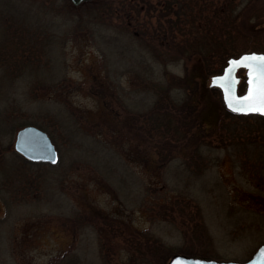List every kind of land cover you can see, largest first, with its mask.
<instances>
[{"label": "rangeland", "instance_id": "1", "mask_svg": "<svg viewBox=\"0 0 264 264\" xmlns=\"http://www.w3.org/2000/svg\"><path fill=\"white\" fill-rule=\"evenodd\" d=\"M37 7L31 0H0V264H52L71 248L79 264H102L100 234L113 245L108 264H123L130 227L159 238L171 250L168 260L187 249L192 254L186 255L217 261L248 259L264 243V177H258L264 176V115L253 112L241 121L263 138L227 144L219 125L229 120H222L221 90L209 84L210 75L202 88L195 78L160 99L183 115L184 137L149 133L142 126L158 97L150 80L182 77L190 63L163 65L148 54L156 48L133 32L119 26L90 31L64 13L53 17ZM37 27V35L52 38L48 67L29 74L11 55ZM108 69L110 79L99 84ZM236 76L242 93L245 70ZM47 112L57 120L43 119ZM63 116L66 126L58 122ZM36 122L58 160L23 166L40 180L23 187L10 182V165H23L15 133L39 127ZM238 153L260 157L259 174L236 159Z\"/></svg>", "mask_w": 264, "mask_h": 264}, {"label": "trees", "instance_id": "2", "mask_svg": "<svg viewBox=\"0 0 264 264\" xmlns=\"http://www.w3.org/2000/svg\"><path fill=\"white\" fill-rule=\"evenodd\" d=\"M32 2L36 3L38 9L50 12L53 17L64 13L69 23L90 31L119 26V30L124 33L133 32L135 37L143 38L145 46L152 45L156 48H148V54L150 57L159 58L163 65L170 62H182L184 65L190 63V68L184 76L173 77L166 80L165 84L161 81L155 83L153 80L148 84L158 97L148 114L150 123L147 127H142L161 138L174 134L176 139L185 135L183 115H180V112L174 114L160 105V99L165 92L167 94L171 87L193 81L195 78L200 79L198 85L202 88L210 75L222 70L228 58L244 52H264V0H80L78 3L74 0H31ZM81 7L85 9L84 12H79ZM39 33L42 31L37 27L31 33L33 39L20 40L14 44L18 54L16 57L11 55L22 67H30L29 74H38L39 70L48 67V59H44V55H48L46 45H50L52 38L49 33L48 36L41 37L37 35ZM17 45H22L21 51ZM10 48L12 49V46ZM109 71L108 69L104 77L99 79V84L110 79ZM169 82L170 86L166 85ZM39 83L40 87L44 88V82L40 80ZM101 92L103 96L106 94ZM110 94L114 95V90H111ZM252 113H237L227 108L223 110L222 120L229 122L220 124L219 132L224 140H228L227 144H242L243 136H247L246 139L251 135H256V140L263 138L257 127L241 122L247 121ZM42 117L48 121L57 120L56 114L50 112ZM64 118L63 116L58 119L61 126L63 121L64 126L67 125ZM36 124L44 128L42 124ZM21 163V168L10 165L13 174L10 182L23 187L32 183L39 184L37 175L34 176L30 172L27 174L28 170L22 168L47 162H34L22 157ZM38 176L40 178L41 174L38 173ZM196 228L205 230L203 226L194 227V230ZM98 241L99 249L102 250V264H108L105 254L113 249V245L109 240L103 239L101 234ZM121 248L126 254L122 260L123 264H164L171 251L148 230L131 227L124 234ZM188 251L187 249L185 252L192 254ZM79 263L80 258L71 248L65 250L52 264Z\"/></svg>", "mask_w": 264, "mask_h": 264}, {"label": "water", "instance_id": "3", "mask_svg": "<svg viewBox=\"0 0 264 264\" xmlns=\"http://www.w3.org/2000/svg\"><path fill=\"white\" fill-rule=\"evenodd\" d=\"M79 1L74 0L75 3ZM252 56H264V52H244L232 56L227 59L222 72L210 77L209 84L220 88L224 105L231 111H234V108H241L242 110L234 112L247 113L250 112L248 110L250 107L261 106V84L264 72L261 71L258 62L248 61L249 66L240 65L229 74V69L233 67L234 61H241L244 57ZM241 68L245 70L246 87L242 93H238L239 78L236 76V72ZM218 80L222 83H217ZM232 81L235 83L233 84ZM246 97H250V99H245ZM14 149L31 161H45L53 164L58 160L57 150L51 138L47 132L35 125H24L16 131ZM167 264H264V243L244 261H217L185 254H174Z\"/></svg>", "mask_w": 264, "mask_h": 264}, {"label": "snow or ice", "instance_id": "4", "mask_svg": "<svg viewBox=\"0 0 264 264\" xmlns=\"http://www.w3.org/2000/svg\"><path fill=\"white\" fill-rule=\"evenodd\" d=\"M248 61H256L258 62V64L260 65L261 71L264 72V56H260V57H256V56H252V57H244L243 60L241 61H234L233 62V67L231 69H229V74H231V72L234 70V68L240 66V65H244V66H249L248 65ZM225 79H227V77H225ZM217 83H222V81L218 80L216 81ZM232 83L234 84L235 81H232ZM261 106L256 108V107H250L248 110L249 111H259L264 113V78H262V84H261ZM245 99H250V97H246ZM234 111H240L242 110L241 108H234Z\"/></svg>", "mask_w": 264, "mask_h": 264}, {"label": "flooded vegetation", "instance_id": "5", "mask_svg": "<svg viewBox=\"0 0 264 264\" xmlns=\"http://www.w3.org/2000/svg\"><path fill=\"white\" fill-rule=\"evenodd\" d=\"M238 155H240V157L238 156V157H235V158L239 159L243 164L246 163L248 166L251 165L248 169L251 170L253 174H256V173H258L257 171L262 170L261 167H263V165H260V163L262 162V161H259L260 157H258V158H252L251 157V158H249V157H246L244 153H243V155H242V153H238ZM252 159L255 160V162H253ZM196 166H197V164H196ZM258 177H260L259 179L261 180L264 176L261 173V175L258 176Z\"/></svg>", "mask_w": 264, "mask_h": 264}]
</instances>
